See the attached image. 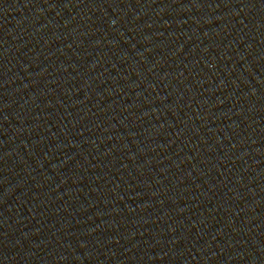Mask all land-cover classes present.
Here are the masks:
<instances>
[{"label":"water","instance_id":"95a60500","mask_svg":"<svg viewBox=\"0 0 264 264\" xmlns=\"http://www.w3.org/2000/svg\"><path fill=\"white\" fill-rule=\"evenodd\" d=\"M0 264H264V0H0Z\"/></svg>","mask_w":264,"mask_h":264}]
</instances>
